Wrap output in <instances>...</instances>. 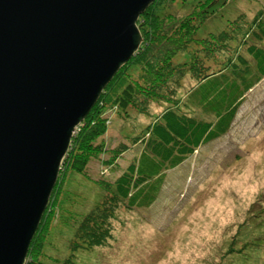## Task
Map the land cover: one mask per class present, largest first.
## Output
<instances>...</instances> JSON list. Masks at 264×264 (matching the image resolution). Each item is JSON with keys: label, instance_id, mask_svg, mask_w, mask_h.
Instances as JSON below:
<instances>
[{"label": "rangeland", "instance_id": "374dc122", "mask_svg": "<svg viewBox=\"0 0 264 264\" xmlns=\"http://www.w3.org/2000/svg\"><path fill=\"white\" fill-rule=\"evenodd\" d=\"M213 1L212 8L218 12L222 4L236 12L243 0ZM205 4L206 0H155L149 13L156 14L158 26L174 23L178 36L183 37ZM225 18L224 13L202 19L200 35L221 30ZM143 26L138 27L141 41L153 32V25L146 22ZM184 66L188 65L178 66V74L190 70ZM183 80H189L188 73ZM139 84L132 83L127 89L136 87L134 94L140 95L143 88ZM160 105L153 102L142 109L155 114L164 106ZM104 108L100 115L107 125L104 133L91 141V150L85 149L90 150L88 171L96 180L114 178L136 157L137 136L147 124L140 118L151 119L125 109L136 116L131 121L127 113L117 115ZM83 127L84 123L77 126L72 136H78ZM62 174L47 215L49 233L41 241V248L45 245L42 258L52 264H68L71 258L69 264H264V78L246 93L226 134L199 147L166 173L151 206L118 208L110 221L111 235L102 245L89 246L84 230H76L87 209L83 202L95 199L98 189L93 193L86 184L78 187L71 179L81 184L83 177Z\"/></svg>", "mask_w": 264, "mask_h": 264}, {"label": "trees", "instance_id": "16d2710c", "mask_svg": "<svg viewBox=\"0 0 264 264\" xmlns=\"http://www.w3.org/2000/svg\"><path fill=\"white\" fill-rule=\"evenodd\" d=\"M154 3L137 19L139 28H144L147 22L153 25V32L147 34L135 54L119 68L81 122L84 127L80 134L70 140L50 203L42 214L24 264H52L42 258L45 245L41 248V241L49 233L47 215L64 171L68 176L84 179L81 184L74 179L70 183L78 187L86 184L93 188V193L98 189L95 199L83 202L87 209L76 230L81 233L84 230L89 246L102 245L111 235L110 221L118 208L140 210L151 206L164 185L166 173L180 166L199 147L226 134L246 93L264 78V0H254L251 4L243 0L236 12L232 7L227 11L223 4L218 12L212 8L214 1L206 0L203 9L195 13L200 20L188 23L183 37L178 36L174 23L158 26L156 14L149 13ZM224 13L221 30L200 35L202 19ZM235 50L236 53H230ZM184 64L190 70L178 74V66L182 68ZM186 73L187 81L183 80ZM146 75L150 78L146 79ZM132 83L142 86L139 96L134 94L136 87L132 91L127 89ZM180 90H185L184 94ZM153 102L164 105L157 113L166 114L159 116L142 109ZM102 107L117 115L127 113L131 121L143 114L151 119L137 136L140 145L136 157L114 178L96 180L87 167L91 141L102 135L107 126ZM125 109L136 110V116ZM86 147L90 149L88 152Z\"/></svg>", "mask_w": 264, "mask_h": 264}, {"label": "water", "instance_id": "95a60500", "mask_svg": "<svg viewBox=\"0 0 264 264\" xmlns=\"http://www.w3.org/2000/svg\"><path fill=\"white\" fill-rule=\"evenodd\" d=\"M155 0H0V264H24L73 132Z\"/></svg>", "mask_w": 264, "mask_h": 264}, {"label": "clouds", "instance_id": "9594fccd", "mask_svg": "<svg viewBox=\"0 0 264 264\" xmlns=\"http://www.w3.org/2000/svg\"><path fill=\"white\" fill-rule=\"evenodd\" d=\"M165 114H166V113H164V112H158V113H155V115H159V116H163V115H165ZM140 122H141V123H144V124L148 123L147 121L144 120L143 117L140 118Z\"/></svg>", "mask_w": 264, "mask_h": 264}]
</instances>
